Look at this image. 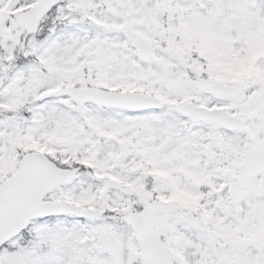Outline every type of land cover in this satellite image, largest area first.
Instances as JSON below:
<instances>
[{
	"label": "snow or ice",
	"instance_id": "obj_1",
	"mask_svg": "<svg viewBox=\"0 0 264 264\" xmlns=\"http://www.w3.org/2000/svg\"><path fill=\"white\" fill-rule=\"evenodd\" d=\"M0 264H264V0H0Z\"/></svg>",
	"mask_w": 264,
	"mask_h": 264
}]
</instances>
